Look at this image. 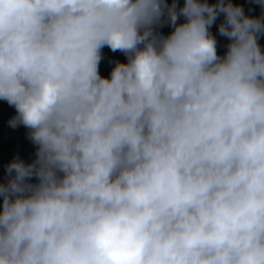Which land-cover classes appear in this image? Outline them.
<instances>
[{
  "label": "clouds",
  "instance_id": "clouds-1",
  "mask_svg": "<svg viewBox=\"0 0 264 264\" xmlns=\"http://www.w3.org/2000/svg\"><path fill=\"white\" fill-rule=\"evenodd\" d=\"M247 3L0 0V101L34 148L0 179V264H264ZM105 47L126 60L108 76Z\"/></svg>",
  "mask_w": 264,
  "mask_h": 264
},
{
  "label": "trees",
  "instance_id": "trees-1",
  "mask_svg": "<svg viewBox=\"0 0 264 264\" xmlns=\"http://www.w3.org/2000/svg\"><path fill=\"white\" fill-rule=\"evenodd\" d=\"M210 2H214V0H210ZM233 2L236 3L234 0ZM261 43L264 44V40H262ZM103 53L105 59L102 62H104L105 65L108 64V59L125 60V57L121 53H113L107 47L103 49ZM25 133L26 129H23L14 133L8 139L0 141V179L5 175L4 166L12 160L14 155L19 154L21 158H27L34 153V148L25 138Z\"/></svg>",
  "mask_w": 264,
  "mask_h": 264
},
{
  "label": "rangeland",
  "instance_id": "rangeland-1",
  "mask_svg": "<svg viewBox=\"0 0 264 264\" xmlns=\"http://www.w3.org/2000/svg\"><path fill=\"white\" fill-rule=\"evenodd\" d=\"M236 3H239L241 5H244L247 9L248 7V3L247 0H234ZM165 32L168 31V29H164ZM212 31L214 32V34L216 33V26H213ZM218 41L220 42L221 45H223L224 43H226L227 41L225 40V38L219 37L217 36ZM223 47L218 48L219 52H223ZM121 62H126L124 59H122ZM111 70V65L109 64H104V62H101L100 65V74L102 76H108L109 72ZM15 114V110L14 108L10 107L5 101H0V141L2 140H6L9 137H11L14 133H17L18 131L23 130V127H19L15 130H13L12 128H10L8 126V120ZM31 156V155H30ZM29 157L27 158H23L26 161L29 160Z\"/></svg>",
  "mask_w": 264,
  "mask_h": 264
}]
</instances>
